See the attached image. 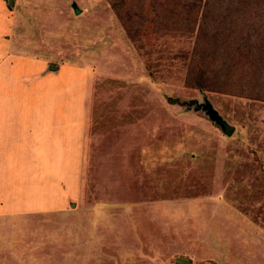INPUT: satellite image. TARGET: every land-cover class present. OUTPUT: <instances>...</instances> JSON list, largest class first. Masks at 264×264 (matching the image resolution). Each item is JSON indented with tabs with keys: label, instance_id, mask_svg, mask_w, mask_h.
<instances>
[{
	"label": "rangeland",
	"instance_id": "obj_1",
	"mask_svg": "<svg viewBox=\"0 0 264 264\" xmlns=\"http://www.w3.org/2000/svg\"><path fill=\"white\" fill-rule=\"evenodd\" d=\"M9 9L13 51L41 62L1 63L0 136L23 138L2 169L45 162L61 206L14 219L6 206L0 264H264V0ZM61 64L75 68L42 76Z\"/></svg>",
	"mask_w": 264,
	"mask_h": 264
},
{
	"label": "crops",
	"instance_id": "obj_2",
	"mask_svg": "<svg viewBox=\"0 0 264 264\" xmlns=\"http://www.w3.org/2000/svg\"><path fill=\"white\" fill-rule=\"evenodd\" d=\"M5 3H6L5 0H0V67H1V63H3L7 59L12 60L11 65L13 64L15 58H16L15 61H18L21 63L26 62L28 60L34 61V58H36L34 56L30 55V57H28L26 60V59H22L19 56L18 49L15 50V52L13 51L12 46H14V44H15V41H14V18L12 16L11 17L8 16V13L10 12L9 8L13 5L14 0L12 2V5H10V7H9V4L7 6V4H5ZM9 57H11V58H9ZM35 62L37 64H40L41 61L40 60L34 61V62L28 61V63H31V64H36ZM61 65H62V67H60ZM61 65H59L56 70H49L48 69L47 73H44V71H43L42 76H48L50 74H53L56 76H61L59 73L61 68H63V70H66V71H71L70 68H75V66L72 67L73 66L72 64H61ZM9 70L11 72H14L13 66H10ZM62 89H63V87L61 88V90ZM0 95H6V92L0 93ZM11 109L12 108H10V107L7 108L5 106L6 112L10 111ZM20 110L23 111L22 108ZM54 127L56 129L54 131L59 132V129L57 128L56 124L54 125ZM51 131L53 133V129H51ZM78 131H76V132H78ZM46 136H47V138L49 137V135H46ZM6 137L7 138H2L0 136V151L1 150L4 151L3 148H6L5 146L7 144H10L11 149H12L20 141L19 138H15L16 139L15 140L14 138H9L8 136H6ZM71 138H81V137H71ZM20 139L22 141L23 138H20ZM24 145H25V143H24ZM24 148L26 149V147H24ZM19 155H21V153H19ZM42 155H43V157H45L44 153ZM42 155L37 153L35 155V158H37L39 160L40 158H42L41 157ZM3 157H5L7 160L10 159L9 154H5V156H3ZM30 157H28V158H30ZM1 158H2V153L0 152V171H2V178H0V181H1L0 182V216H5V214H7L9 212L10 217H12L14 219V217H19L20 214H25V213H29V212L33 213V211L39 213V211H42V210H44L46 212L47 207H51L50 210H56V208H59V206H61L60 197L57 199V203L55 202L56 196H55L54 192L58 191L57 185H55V187H54L53 183H50L52 185H49V184L47 185L46 183H44V179L46 177L45 174H46V172H49V170L45 169V166H44L45 162H43L42 167H40L39 161H37V163L30 161L31 163L29 164V167H27V166L20 167L19 170L15 169L14 172H13V169H14V166H13V168L10 169V171H11L10 174L12 177H11V179H8L10 174H8L7 170L2 169V168H4V165L7 163V160L5 159L6 160L5 164H3L1 162ZM35 158L33 157L32 160H35ZM11 165H13V163H11ZM15 181H17V182H15ZM21 191L27 192V193H25V196L21 195ZM32 191L34 192L33 200H29V198H30L29 194H31ZM9 195H11L12 198L7 200ZM37 195H40L42 199H44V197H46V196H47V198H53L52 204L47 205V206H41V202H40L41 198L38 199ZM60 195H61V192H60L59 196ZM36 196H37V198H36ZM51 196H53V197H51ZM24 197H26L27 199H25ZM6 206L9 208L8 212L5 211V209H7ZM15 206L18 208L13 209ZM30 209H33V210H30ZM4 236H6V239L4 240L3 243H8V242L10 243V240H13V234H5ZM12 247L13 246H11L9 248H12Z\"/></svg>",
	"mask_w": 264,
	"mask_h": 264
},
{
	"label": "trees",
	"instance_id": "obj_3",
	"mask_svg": "<svg viewBox=\"0 0 264 264\" xmlns=\"http://www.w3.org/2000/svg\"><path fill=\"white\" fill-rule=\"evenodd\" d=\"M121 5H120V3H118L117 5H112L111 7H112V9L115 11V12H118V10H119V7H120ZM242 27H240V29H241ZM231 32H233V31H231ZM198 48H199V53H200V51L201 50H203V52H205V50H206V48H204V47H202L200 44H197L196 45V48L194 49V54L195 55H198L199 53H198ZM204 55V54H203ZM147 66V68H148V65H146ZM199 85V87H201V88H204L205 89V83L204 82H202V79L200 80V84H198ZM171 101V103L173 102V100H170ZM173 103H177V102H173ZM200 108L202 109V111L204 112V114L207 116V117H209L210 118V120L211 121H213L214 122V124H216V126H218L219 127V129L222 131V133H223V130H222V128H221V126L219 125V123H217V120H216V117H220L227 125H229L219 114H218V112L214 109V108H212V106H210L208 103H206L205 105H201L200 106ZM230 126V125H229ZM224 134V133H223Z\"/></svg>",
	"mask_w": 264,
	"mask_h": 264
},
{
	"label": "water",
	"instance_id": "obj_4",
	"mask_svg": "<svg viewBox=\"0 0 264 264\" xmlns=\"http://www.w3.org/2000/svg\"><path fill=\"white\" fill-rule=\"evenodd\" d=\"M13 0H10V5H12ZM73 11L74 14L77 15L79 14V10L77 9V7L74 5L73 6ZM57 67H50L49 70H56ZM217 123H219V125L221 126L223 133L226 134L227 136H229L232 131H233V127L227 125L220 117H216Z\"/></svg>",
	"mask_w": 264,
	"mask_h": 264
}]
</instances>
